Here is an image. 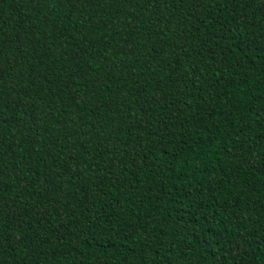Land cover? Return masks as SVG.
I'll return each mask as SVG.
<instances>
[{
	"label": "trees",
	"instance_id": "trees-1",
	"mask_svg": "<svg viewBox=\"0 0 264 264\" xmlns=\"http://www.w3.org/2000/svg\"><path fill=\"white\" fill-rule=\"evenodd\" d=\"M0 264H264V0H0Z\"/></svg>",
	"mask_w": 264,
	"mask_h": 264
}]
</instances>
